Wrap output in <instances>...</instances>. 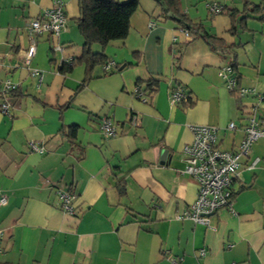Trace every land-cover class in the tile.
<instances>
[{
    "label": "crops",
    "instance_id": "crops-1",
    "mask_svg": "<svg viewBox=\"0 0 264 264\" xmlns=\"http://www.w3.org/2000/svg\"><path fill=\"white\" fill-rule=\"evenodd\" d=\"M52 1L0 0V81L18 83L8 113L0 111V195L7 199L0 206V262L264 264V136L239 159L232 210H218L208 226L177 218L197 194L196 182L180 172L182 148L192 139L189 126H218L217 144L226 150L241 141L247 114L264 130V100L256 95L264 93V20L249 18L247 29L233 35L229 15L211 14L207 4L242 10L245 0H179L193 22L236 46L224 58L160 17L153 0H139L127 37L104 48L107 73L95 67L94 77L74 93L84 65L67 73L59 65L82 54L73 21L77 0H62L65 28L56 38L37 35L35 54L24 63L31 43L26 27ZM56 44L63 49L53 50ZM231 60L240 85L254 94L239 98L226 88L219 70ZM150 80L156 88L143 101L133 91ZM175 82L189 94V104L170 102ZM102 116L112 120L114 136L101 134ZM231 121L236 129L225 130ZM71 124L78 125L73 143L65 134ZM29 141L42 143L45 151H30ZM57 189L75 194L73 215L62 211Z\"/></svg>",
    "mask_w": 264,
    "mask_h": 264
},
{
    "label": "built area",
    "instance_id": "built-area-1",
    "mask_svg": "<svg viewBox=\"0 0 264 264\" xmlns=\"http://www.w3.org/2000/svg\"><path fill=\"white\" fill-rule=\"evenodd\" d=\"M207 8L211 14L223 12V6L217 2H210ZM66 26V17L64 13V2L62 0H53L52 5L45 9L38 17L33 18L28 23L26 30L30 37L31 43L25 51L24 63L29 64L31 58L35 54V39L37 35L49 34L52 37H58L60 32ZM186 38L189 37L187 31L182 30ZM63 47L56 44L53 50L61 51ZM69 60V59H67ZM110 63L103 65L104 70H108ZM31 74L37 76L40 80L41 74L39 70L32 69ZM219 75L224 81L229 91H235L239 98H244L250 94H254V89L236 86L235 79L232 75L231 68L224 65L219 70ZM18 88V83L9 79L0 81V111L7 114L9 109V95ZM143 101L147 98V92L141 87L135 86L133 91ZM259 101L264 100V93L256 94ZM185 99V95L180 89L170 94V102L178 104ZM134 123L135 119L131 118ZM99 129L105 138L112 137L116 134L112 120L108 116L100 118ZM192 139L182 148L184 155V167L180 171L181 174L192 178L197 185V194L195 200L189 204L181 213L177 215L180 220L188 219L195 224H203L208 226L210 216L218 210L226 208L232 210L233 200V180L238 175L240 166L239 159L246 156L253 143L264 136V130L252 113L247 114L246 123L242 126L243 137L241 141L230 150L220 149L217 144V133L219 127L206 124H192L189 126ZM225 130L232 131L236 129L233 121L226 124ZM28 148L32 152L43 153V144L36 141H29ZM259 158L251 162L253 167ZM56 193L59 197L60 207L63 212L73 215L75 207L73 200L75 194L70 189H57ZM7 202L6 196L0 195V206ZM199 255L205 254L204 249L198 250ZM176 262L175 259H172Z\"/></svg>",
    "mask_w": 264,
    "mask_h": 264
},
{
    "label": "trees",
    "instance_id": "trees-1",
    "mask_svg": "<svg viewBox=\"0 0 264 264\" xmlns=\"http://www.w3.org/2000/svg\"><path fill=\"white\" fill-rule=\"evenodd\" d=\"M159 8V16L166 20L174 21L179 28L187 31L191 36L190 40L197 37L202 38L208 47L226 58L233 52L234 44H228L222 38L210 34L200 22H193L179 7V0H153ZM78 16L74 18L78 32L82 38V54L79 58H70L63 60L59 65L62 73L70 72L76 65H84V76L81 82L76 86L74 93L81 91L93 76V70L97 66H103L108 63L104 54V48L113 40H123L127 37L130 29V18L139 5V0H77ZM226 12L231 19L229 32L233 35L238 30H246V22L249 18H257L264 20V2L250 3L244 1L242 10H226L223 6V12ZM221 12V13H223ZM240 13V18H236V14ZM38 17V16H37ZM36 18V17H35ZM92 45H98L100 51L93 52ZM234 60L228 61L225 65L231 68L232 75L235 79L236 86H240V76L236 70ZM105 73H107L105 71ZM136 86L141 87L139 83ZM156 88V81L150 80L141 89L147 92L149 97ZM180 89L185 95V99L178 105H187L190 103L189 94L184 91V87L176 82L171 88L170 94ZM233 95L238 96L236 90L230 91ZM69 105V104H68ZM66 105V106H68ZM66 106H62L65 109ZM78 125L71 124L66 128V137L70 143L74 142ZM118 189L124 193L125 184L120 182ZM0 264H16L12 262H0Z\"/></svg>",
    "mask_w": 264,
    "mask_h": 264
},
{
    "label": "rangeland",
    "instance_id": "rangeland-1",
    "mask_svg": "<svg viewBox=\"0 0 264 264\" xmlns=\"http://www.w3.org/2000/svg\"><path fill=\"white\" fill-rule=\"evenodd\" d=\"M181 1V3L184 5L185 3H187L188 4V2H186V1H189V0H180ZM193 1V0H192ZM197 0H194V2H193V4L196 2ZM189 5V4H188ZM189 7H192V6H189Z\"/></svg>",
    "mask_w": 264,
    "mask_h": 264
},
{
    "label": "water",
    "instance_id": "water-1",
    "mask_svg": "<svg viewBox=\"0 0 264 264\" xmlns=\"http://www.w3.org/2000/svg\"><path fill=\"white\" fill-rule=\"evenodd\" d=\"M165 154H166V151L165 150H162L161 151V159L164 158Z\"/></svg>",
    "mask_w": 264,
    "mask_h": 264
}]
</instances>
